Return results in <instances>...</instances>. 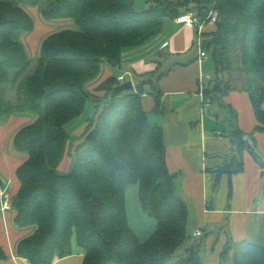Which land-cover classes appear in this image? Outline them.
Wrapping results in <instances>:
<instances>
[{
    "label": "trees",
    "instance_id": "obj_1",
    "mask_svg": "<svg viewBox=\"0 0 264 264\" xmlns=\"http://www.w3.org/2000/svg\"><path fill=\"white\" fill-rule=\"evenodd\" d=\"M146 2L147 8L136 11L135 0H0V124L15 114L34 117L14 137L15 150L28 158L16 171L21 186L11 201L14 224L35 228L17 245L18 256L30 264H53L71 255L73 237L85 255L83 264H201V243L188 244V210L166 163L162 128L150 121L144 106L148 86L152 111H163L158 83L164 72L113 97L121 84L115 76L96 87L101 96L87 89L103 63L119 66L125 51L160 35L166 19L193 9L203 16L218 11L217 22L207 24L201 36L216 67V79L204 94L221 102L241 82L258 120L250 133L231 130L239 155L218 175L241 172L245 149L257 157L255 134L264 131V0ZM29 8H37L45 21L72 20L77 28L47 36L33 72L24 77L32 59L23 37L35 27ZM12 88L15 99L7 93ZM88 100L95 102V112L71 147L66 126L82 115ZM66 155L71 167L63 173L59 166ZM134 184L142 210L157 222L145 242L131 229L126 212V190ZM229 252L231 264H264L259 244L228 238L220 264L228 262ZM5 258L0 246V260Z\"/></svg>",
    "mask_w": 264,
    "mask_h": 264
},
{
    "label": "crops",
    "instance_id": "obj_2",
    "mask_svg": "<svg viewBox=\"0 0 264 264\" xmlns=\"http://www.w3.org/2000/svg\"><path fill=\"white\" fill-rule=\"evenodd\" d=\"M33 18L39 23H35L24 44L30 58L37 59L42 41L52 31L40 14ZM204 28L207 31L208 27ZM197 39L196 28L180 24L176 19H166L160 35L140 48L125 51L121 64L114 67L120 71L126 69L125 73L132 77L136 89L138 81L155 70L159 56L167 54L168 68L158 83L163 111H152L155 101L148 93V86L143 87L144 106L150 121L162 128L166 163L175 175L176 193L186 202L188 220L190 208L194 213L192 235L200 231L199 237H202L208 232L205 242H200L201 264H220L228 238L235 243L250 242L264 247V131L255 134L257 157L245 149L240 155L244 164L241 172L218 175L219 168L239 155L229 138L231 130L237 127L250 133L258 120L241 82L234 83L235 88L221 99L224 105L217 100L212 102L204 94V89L216 79V67L213 61L208 62L209 56L190 55L197 51ZM106 65L102 64L100 74L87 87L94 95H103L96 87L114 76ZM120 76L123 74L115 77ZM33 121V116L15 114L0 125V180L11 201L21 186L16 171L28 158L26 153L15 151L14 137ZM87 124L88 121L83 122L73 133L82 136ZM70 167L71 159L66 155L59 171L65 173ZM34 230V227H17L13 210L0 211V246L6 255L0 264H30L18 256L17 245ZM84 258L73 237L72 254L57 258L53 264H83ZM231 258L232 252H229L230 264Z\"/></svg>",
    "mask_w": 264,
    "mask_h": 264
},
{
    "label": "rangeland",
    "instance_id": "obj_3",
    "mask_svg": "<svg viewBox=\"0 0 264 264\" xmlns=\"http://www.w3.org/2000/svg\"><path fill=\"white\" fill-rule=\"evenodd\" d=\"M147 6H148V4H147L146 0H135L134 9L136 11H141V10L147 8ZM28 11L30 13H32L33 16L40 14V12L37 8H29ZM34 21H35V23H39V20H34ZM44 22L49 25V28L52 31L51 33L59 32L61 30H65V29H76L77 28L72 20H58V21H50V22L44 20ZM28 35H30V33L26 34L23 37V41H25V39H26V37H28ZM156 37H154V38H156ZM237 48H238V44L234 43L232 56L236 55V51H237L236 49ZM193 54L196 55L197 51L194 50L193 52L190 53V55H193ZM166 55L167 54H164L163 56L162 55L159 56V62H156V68L154 70L155 72L153 71L148 76H145L144 78H142L143 80H148L151 77L153 79H155L159 74H161L167 70L169 59L166 57ZM31 59H32V65L30 66L29 70L26 72L24 77L30 75L34 70L36 58L32 57ZM211 61L212 60L210 59L208 62L211 63ZM106 64H107L106 66L110 68V70L112 71L114 76H118L119 74H123L125 76L126 82L131 81V80L133 81L132 77L128 76V74L125 73L126 69L123 68L120 71L119 68H115L114 66H111L108 63H106ZM104 68H105V65L103 66V69ZM135 86H136V84H135ZM7 93L9 95V98L15 99V97H16L15 88H12L11 90L9 89ZM14 102H15V100H14ZM94 105H95V102L88 100V102L86 103L85 110L82 113V115L74 121V124L70 123L66 126V130L71 135V147L75 146L81 140V136L74 134L73 130L77 126H79L80 124H82L85 121H88L91 118V116L95 112ZM125 195H126V212H127L129 225H130L131 229L133 230V232L137 235L139 240L141 242H145L155 232L157 222L153 217L149 216L148 214H146L142 210V207L140 204V199H139V187H138V185H136V184L130 185L126 190ZM190 210L191 211L189 213V220L187 222V234L189 237L188 242L189 243H195V242L203 243L206 240L208 232H205V234L202 237H199V236L194 237L192 235V230L195 228V221H194V213L192 212L191 208H190ZM202 257L204 258V255H202ZM220 263H221V259H220ZM225 263L230 264L229 259H228V262L226 261Z\"/></svg>",
    "mask_w": 264,
    "mask_h": 264
},
{
    "label": "built area",
    "instance_id": "obj_4",
    "mask_svg": "<svg viewBox=\"0 0 264 264\" xmlns=\"http://www.w3.org/2000/svg\"><path fill=\"white\" fill-rule=\"evenodd\" d=\"M219 17V13L216 10H211L208 12L207 15H199L197 10H188L185 11L181 16H179L176 20L180 24H185L190 27H194L198 31V39H197V53L199 58H206L208 55L202 48V32L204 27L208 25H214ZM119 82L122 84L125 81V76H120L118 78ZM0 204H1V211H11V199L9 194L6 192L5 189H0ZM200 231H196L194 233L195 237L201 236Z\"/></svg>",
    "mask_w": 264,
    "mask_h": 264
},
{
    "label": "water",
    "instance_id": "obj_5",
    "mask_svg": "<svg viewBox=\"0 0 264 264\" xmlns=\"http://www.w3.org/2000/svg\"><path fill=\"white\" fill-rule=\"evenodd\" d=\"M134 88L133 84L131 81H127L125 83H122L120 85H118L117 87L114 88L113 93H112V97L115 96L116 94L125 91L127 89H131Z\"/></svg>",
    "mask_w": 264,
    "mask_h": 264
}]
</instances>
